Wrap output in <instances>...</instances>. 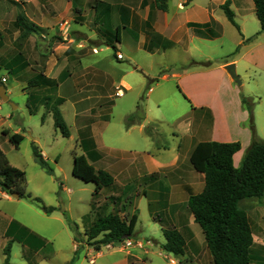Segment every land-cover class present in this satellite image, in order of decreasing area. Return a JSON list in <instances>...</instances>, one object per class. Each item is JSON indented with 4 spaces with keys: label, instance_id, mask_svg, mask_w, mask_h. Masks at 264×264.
Instances as JSON below:
<instances>
[{
    "label": "crops",
    "instance_id": "0c3cea01",
    "mask_svg": "<svg viewBox=\"0 0 264 264\" xmlns=\"http://www.w3.org/2000/svg\"><path fill=\"white\" fill-rule=\"evenodd\" d=\"M164 2L165 11L158 9L156 0H28L22 7V15L40 28L38 32H29L20 31L15 20L9 22L18 1L0 0V70L8 71L31 104L45 101L42 123L52 122L54 127L50 109L60 102L58 109L65 123L75 129L81 152L77 155H83L96 171H106L113 177V185L98 194L107 191L112 195L106 209L113 203L112 212L124 215L113 198L128 199L132 192L138 196L141 190L133 201L132 212L131 205L127 208L129 214L136 212L138 222V204L140 196H144L148 200L149 218L160 231V244L165 243L164 229H175L184 239L182 259L186 264H213L204 237L195 228L187 208L189 197L200 193L204 185L203 175L192 169L189 156L203 142H239L240 150L233 155V165L238 168L252 142L250 125L256 139L264 141V32L260 31L252 0ZM224 4L233 13L236 27L221 9ZM53 13L54 19L46 16ZM56 26L58 42L50 38L56 33ZM144 59L155 64L159 59L156 66L164 71L160 74L147 71L141 64ZM227 65L234 66L241 87L224 70ZM1 79L6 80L1 85L8 82L3 75ZM170 79L188 100L184 99L187 107L174 119L175 129L168 132L170 143L158 145L154 140L164 121L153 109L175 107L177 98L172 104L164 95ZM29 82H35L33 87ZM117 90H121L122 96H115ZM109 91L116 98L131 93L136 96L133 107L123 113L119 124H113L107 113L96 112L100 105L93 102L95 94ZM141 92L144 99L139 104ZM6 94L9 95L7 90ZM242 98L251 103V115ZM1 103L0 112H3ZM67 103L68 119L64 111ZM130 116L134 119L127 123ZM6 119L10 120L11 115L6 113ZM5 123L0 118V127ZM3 130L8 136L22 132L10 124ZM104 136L126 143L119 152L131 156L117 157L114 154L117 148L102 151ZM69 138L73 136L70 134ZM132 144L137 149H132ZM39 152L45 160L43 152ZM150 202L166 208V222L156 219L158 213L150 211ZM254 202L260 201L245 199L238 207L245 208L249 215L251 208L257 206ZM135 228L132 237L142 239ZM259 228L251 226V252L262 262L264 240L257 235ZM84 250L86 253L87 249ZM37 252L22 244L23 259ZM168 256L172 257L151 249L132 248L124 253L108 252L106 257L114 258L109 264H169Z\"/></svg>",
    "mask_w": 264,
    "mask_h": 264
},
{
    "label": "rangeland",
    "instance_id": "374dc122",
    "mask_svg": "<svg viewBox=\"0 0 264 264\" xmlns=\"http://www.w3.org/2000/svg\"><path fill=\"white\" fill-rule=\"evenodd\" d=\"M17 1L18 3L14 7V13L8 17L9 22L12 23L18 17H21L26 24H30L22 15V7L26 6L28 0ZM46 16L54 19L56 14H47ZM72 25L75 27L77 24ZM33 26L35 32L40 31L39 27ZM55 29L56 33L50 38L52 41L56 40L58 42V26ZM101 48H104V46H101ZM110 52L114 54V52ZM118 56H116V60L120 59ZM157 63L160 64L159 59L156 61ZM123 64V66L126 65L125 63ZM141 64L144 69L151 73L158 72L160 74L164 71L159 69L154 61L144 59ZM2 75L8 78V82L3 84V86L9 95L7 103L0 100L4 109L3 112H0V118L6 122L3 127H0V149L5 153L10 165L24 173L25 185L24 196L18 199H14L8 195V197H5L0 191V264H6V256L3 254V250L8 244L9 239L5 237V232L8 224L11 222H16L35 234L43 241V246L38 250L36 255L32 254L30 257L23 259L21 253L22 244L14 241L7 264H64L65 261L74 256L72 252L76 248H82V250L87 249V254L84 252L85 250H81L77 254L74 264H109L113 262L114 258H107L108 252L124 253L132 248H137L142 251L144 249H151L155 253L160 252L161 255H167L162 249L163 244L159 243L161 242L160 231L153 226L155 222L149 218L147 210L148 200L144 196H140L138 204L139 219L135 228L136 234L142 239L131 237L122 242L102 246L98 251L93 249L90 245L91 242L87 241L85 232L94 222L96 213H100L101 211L96 210V213L92 212L91 204L94 201L97 207L101 206L104 201L108 203L112 195L109 196V192L106 193V191L93 198L94 184L85 183L73 177L71 174L73 156L81 153L76 142L74 127L69 123L66 124L73 138H64L53 127L52 122L42 123V117L46 115L45 101L31 104L23 88L16 85L14 78L4 68L0 70V76ZM236 75L240 79V76L238 74ZM168 87L169 89L164 91V95L172 104L174 98H177V103L174 104L175 107L161 106L159 109H153L154 113L156 112L164 121L158 128L159 135L154 140L158 145L170 143V135H168V132L175 129L174 119L183 112L184 107H187V101L185 102L182 95L178 92L176 88L177 84L172 79L169 80ZM95 97L93 102L96 104L97 101V105H100L97 107L96 112L98 114L107 113L113 124H119L122 121L123 113L133 107L136 99L133 93L126 94L122 98H116L113 96L112 91L96 93ZM139 97H142L139 102L141 104L144 99V93L141 92ZM254 100L258 101L257 98ZM68 109L69 103L64 106L67 119L69 118ZM108 110H111V112ZM6 113L11 115L10 120L6 119ZM7 124H10L13 129H20L22 131L21 135L23 139L19 142L17 148H12L8 138L2 134V129ZM103 139V143H101L103 145H101L102 151L106 148V151L111 152L107 148H117L114 153L117 157L131 156L130 154L119 152L126 146V143L114 140L116 137L104 136ZM34 146L45 155V162L52 170L51 175H48L36 163L33 156ZM131 148L137 149L135 144H132ZM140 194L141 190L138 191V196ZM130 195L128 199L125 196L123 198L120 196L119 199L113 196V200L119 209L123 208L125 204L127 206L130 205L129 202H131V209L129 208L131 213L134 209L133 201L138 196L135 195V192H132ZM259 201L257 203L254 202L257 206L256 208L255 206L251 208L253 211L250 210V214H247V216L254 229L255 226L260 227L257 235L264 240V219H262L264 215V197ZM109 207L104 212L102 211L101 215L116 213V211L112 212L111 210L113 203ZM239 208H241L240 205ZM48 209H51L50 212H45ZM242 210L246 211L243 207ZM150 211L158 213L156 216L157 220L166 222V208L154 206L150 202ZM156 226H159L158 222H156ZM195 228L202 234L197 224H195ZM192 239L194 240V237ZM202 256L205 258V255ZM100 257L103 258L100 259ZM168 263L186 264L182 256H168ZM250 264H264V261H257L250 250Z\"/></svg>",
    "mask_w": 264,
    "mask_h": 264
},
{
    "label": "trees",
    "instance_id": "16d2710c",
    "mask_svg": "<svg viewBox=\"0 0 264 264\" xmlns=\"http://www.w3.org/2000/svg\"><path fill=\"white\" fill-rule=\"evenodd\" d=\"M156 1L158 9L165 11L164 0ZM252 2L260 23V31L264 32V0H252ZM221 9L228 21L236 27L233 13L228 4L222 5ZM15 25L20 31L24 29L35 32L34 26L26 24L21 17L16 19ZM200 65L209 66V64ZM43 80L45 81L44 78ZM34 83L29 82L28 85L33 87ZM51 83L54 82L51 81ZM0 84H2L1 81ZM181 95L187 100L183 94ZM241 102L251 115L252 105L249 100L242 98ZM59 104L58 101L50 109L54 128L59 131L62 137L69 138L68 127L58 109ZM30 112L32 111L30 110ZM133 119L134 116L128 117L127 123H131ZM250 128L252 142L243 155L238 168L233 165V155L240 150L239 142H203L198 144L189 156L192 169L203 175L204 185L200 193L189 197L187 208L193 216L194 223L201 229L213 264H250V250L253 244L251 223L246 211L240 209L238 203L245 199L261 200L264 196V141H258L252 125ZM2 134L8 137V141L15 147L23 139L19 134L8 136V132L5 130L2 131ZM33 156L39 167L51 175L52 170L47 166L36 146L33 147ZM71 174L85 183L94 184L93 198L99 194L101 189L108 188L114 183L113 177L108 172L96 171L83 155L73 156ZM24 185V173L11 166L0 151L1 192L8 196L17 193L21 197L24 196ZM129 203L131 205V202ZM107 204L104 203L97 207L96 203L92 202L91 211L96 213V210H99L101 212L96 213V218L86 230L85 235L95 251H98L102 246L130 239L137 222V213L129 214L127 208L130 205L127 206V204L122 208L124 211L122 216L118 214L119 211H116L115 214L101 215ZM50 210H45V212H50ZM5 237L9 239L3 250L6 264L10 257L11 244L14 241L28 246L32 252L38 251L43 246V241L39 237L16 222L10 223ZM163 237L165 243L162 245V249L165 253L175 257L183 256L185 243L177 230L164 229ZM78 253L79 248H76L74 256L67 264H74Z\"/></svg>",
    "mask_w": 264,
    "mask_h": 264
},
{
    "label": "water",
    "instance_id": "95a60500",
    "mask_svg": "<svg viewBox=\"0 0 264 264\" xmlns=\"http://www.w3.org/2000/svg\"><path fill=\"white\" fill-rule=\"evenodd\" d=\"M224 70L227 72V74L229 75V77L233 80V82L237 85V86H241V82L239 77L236 75L235 73V69L233 65H227L224 67ZM0 100L2 102L7 103L8 102V96L6 94V90L5 87L3 85L0 84ZM10 197L14 198V199H18L19 196L17 193H12L10 194Z\"/></svg>",
    "mask_w": 264,
    "mask_h": 264
},
{
    "label": "built area",
    "instance_id": "2783aa9c",
    "mask_svg": "<svg viewBox=\"0 0 264 264\" xmlns=\"http://www.w3.org/2000/svg\"><path fill=\"white\" fill-rule=\"evenodd\" d=\"M118 57H120V56H118ZM5 79H1V83H5ZM117 97H120V96H122V92H121V90H117V92H116V94H115Z\"/></svg>",
    "mask_w": 264,
    "mask_h": 264
}]
</instances>
